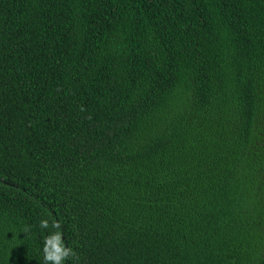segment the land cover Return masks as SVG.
<instances>
[{
    "label": "trees",
    "instance_id": "trees-1",
    "mask_svg": "<svg viewBox=\"0 0 264 264\" xmlns=\"http://www.w3.org/2000/svg\"><path fill=\"white\" fill-rule=\"evenodd\" d=\"M53 218L66 264H264V0H0V264Z\"/></svg>",
    "mask_w": 264,
    "mask_h": 264
},
{
    "label": "clouds",
    "instance_id": "clouds-1",
    "mask_svg": "<svg viewBox=\"0 0 264 264\" xmlns=\"http://www.w3.org/2000/svg\"><path fill=\"white\" fill-rule=\"evenodd\" d=\"M38 226L40 229H49V218H41ZM51 229L54 231L50 230L43 235V260L45 264H66V261L74 257L76 253L70 245L65 243L58 219L51 220Z\"/></svg>",
    "mask_w": 264,
    "mask_h": 264
}]
</instances>
